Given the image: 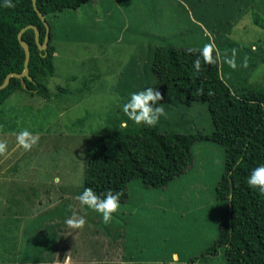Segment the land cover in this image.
Instances as JSON below:
<instances>
[{"label": "rangeland", "instance_id": "obj_1", "mask_svg": "<svg viewBox=\"0 0 264 264\" xmlns=\"http://www.w3.org/2000/svg\"><path fill=\"white\" fill-rule=\"evenodd\" d=\"M88 2L77 9L63 10L52 20L55 38L60 43L53 39L56 72L48 80L51 96L18 91L0 108L1 114L6 113V121L10 118L16 123L14 129L6 125L5 131L0 125V140L7 142L5 151L0 152V264H30L37 256L56 257L62 251L72 254L74 249H88L87 227L72 229L65 224L66 218L77 213L78 208H67L57 202L53 192L49 209L42 211L39 202L48 198L44 192L50 189L57 173L64 178L63 189L78 195L88 148L97 136L117 125L114 120L123 114L122 105L129 98L130 92L126 86L122 89L124 80L119 81V73L123 71L125 78H130L125 65L134 54L141 57L138 63L145 65L138 51L147 45L149 38L157 40L154 49L163 42L188 46L191 36L198 41L197 37L204 33L212 35L216 21L221 38L227 36L248 46L259 44L264 52V0ZM142 26L145 34L140 32ZM135 27L138 39L133 44L130 37L136 35ZM117 35L124 37L119 44L113 43ZM151 74L155 84V75ZM146 76V68L143 78L136 75L138 79L133 84L136 91L144 88ZM248 80L255 83L264 80V62ZM59 84L67 91L59 89ZM186 102L177 105L180 113L177 117L170 115L172 106L166 108V117L171 118L161 122L159 130L212 132L214 125L207 101ZM25 128L37 137L27 149L17 139V133ZM192 150L193 164L166 186L149 189L138 177L127 183V202L135 207L131 211V224L135 226L132 233H138L127 246V255L144 260L142 264H171L167 255L169 249L175 248L185 259V262L174 259L175 264H227L222 247L207 256L211 261L204 257H197L195 263L191 261L192 256L203 252L216 239L226 205L217 196V184L225 168L224 146L212 139H202L193 144ZM157 209L166 210V214L162 216ZM57 213L62 215L56 216ZM56 231L61 232V239ZM39 234H44L52 246L40 250L45 245L37 243L41 239ZM121 241L119 237L115 243ZM32 249L34 255H26ZM113 249L111 246L108 250ZM36 261L32 264H48L53 259ZM91 263L96 264V259ZM119 263L122 264L108 258L101 264Z\"/></svg>", "mask_w": 264, "mask_h": 264}, {"label": "trees", "instance_id": "obj_2", "mask_svg": "<svg viewBox=\"0 0 264 264\" xmlns=\"http://www.w3.org/2000/svg\"><path fill=\"white\" fill-rule=\"evenodd\" d=\"M88 1L37 0L39 9L50 25L47 52L39 48L35 30L28 28L23 38L30 45L29 66L32 79L27 76H12L7 86L0 88V108L10 95L18 91L51 96L48 80L56 72L52 20L57 18L61 11L77 9ZM91 1L88 3L91 4ZM13 5L9 7L0 3V84L5 81L8 73L22 72L25 67V50L18 39L19 31L28 24L34 23L40 29L41 42L46 35V26L35 10L32 0H13ZM231 18L233 19L232 16ZM255 20L257 22V18ZM214 22L216 27L212 35L204 33L197 37L198 41L191 36L188 42L191 45L188 46L163 42L157 44L154 49L157 40L149 38L147 45H143L145 47H141L138 51L148 65L139 64L138 60L141 57H135L134 54L130 62L125 65L131 73L130 78H125L123 71L119 73V81L124 80L122 89L126 86L129 90L127 92L131 93L136 91L133 84L138 78H143L144 69L151 68L152 71L147 69L146 77L150 79L152 72L156 78L155 84L145 78L144 88L146 86L160 90L163 96L161 103H164L165 109L173 107L170 110L172 117L180 115L177 110L180 101L187 103L186 101L189 100H206L214 129L212 132L199 129L162 132L159 130V124L166 123L171 117L162 115L155 125H145L130 120L122 111L123 114L114 120L117 121V125L111 126L113 127L111 130L97 136L88 148L84 179L78 193L79 195L86 187L101 195L109 189L120 191L122 193L120 205L111 220L105 223L101 213L80 204L82 209L86 210L85 215L84 212L82 214L87 221V243L92 247L88 245V249L80 248L79 253H74V261L80 260L85 262L82 264H90L93 259L105 257L111 246H114L112 252L116 251V260L126 261V258H129L127 246L138 234L132 233V228L135 226L131 224V211L135 207L127 202L129 200L127 183L138 177L149 189L166 186L193 164V144L198 140L212 139L225 148V168L217 184V196L225 201L226 205L216 239L201 252L202 255L199 253L197 256H192L191 261L195 263L197 257L211 261L207 256L214 255L218 248L222 247L227 264H264V193H261L258 187L247 183L251 170L264 163V80H256V83L248 80L252 72L263 64L264 52L259 44L248 46L227 36L221 38L222 34H217L219 32L217 22ZM144 28V26L139 28L142 34L146 33ZM135 31L137 32V27L134 28L133 33ZM123 39V36L117 35L113 38V43L119 44ZM205 43L214 46L211 53L213 61L205 62L201 55L200 50ZM233 48L236 49L237 65L234 68L224 61L225 56L232 55ZM197 57L201 61L199 71L193 65ZM91 69L93 70V67L89 70ZM73 78L75 79L76 76L73 75ZM58 87L64 92L67 91L63 85L59 84ZM5 117L6 113H0V125L3 126V130H7L6 125L14 129L16 123L10 121V118L6 121ZM125 122L126 124H123ZM58 174H55L50 189L44 192L48 198L39 202L42 211L49 209L50 204H53L50 192H53L57 202L64 203L68 207L65 198H68L69 194L63 189L64 185L61 183L64 180L63 176ZM57 177L58 181L55 182ZM158 204L162 206V203ZM42 211L40 213H43ZM88 211L94 213L89 214ZM157 211L162 216L166 214L164 209ZM82 214L78 213V215ZM60 215L62 214H56V216ZM13 223L17 224L16 221ZM1 230H4V227ZM56 234L57 238L61 239V232L56 231ZM143 234L147 238L146 234ZM39 235L41 239L37 243L39 246L45 245L39 247L40 250L52 246L46 242L44 234ZM119 237L122 241L115 243ZM33 252L34 249L26 255L33 256ZM65 257L66 254L62 251L56 257L41 255L31 259L32 263H37L36 260L41 258L57 261L64 260ZM53 261L48 264H53ZM57 264L76 263L61 261Z\"/></svg>", "mask_w": 264, "mask_h": 264}, {"label": "clouds", "instance_id": "obj_3", "mask_svg": "<svg viewBox=\"0 0 264 264\" xmlns=\"http://www.w3.org/2000/svg\"><path fill=\"white\" fill-rule=\"evenodd\" d=\"M0 3H3L4 5H7L9 7L14 6L13 0H0ZM31 24H34V23H31ZM53 39H55L58 44L60 43L58 41V39L55 38V34L53 36ZM49 40H50V37H49ZM49 40H48V44H49ZM43 42H44V40H43ZM43 42H41V43H43ZM213 47H214L213 44L205 43L204 46L202 47V49L200 50L201 55H202L205 62L213 61L214 58L211 55ZM47 48H48V46H47ZM235 57H236V49L233 48L232 49V55L231 56H225L224 61L230 67L234 68L237 66ZM143 61L145 62V64H147L145 59H143ZM244 63L246 65V63H247L246 58L244 60ZM193 65L197 71L200 70L201 61H200L199 57L196 58V60L193 62ZM147 69L150 70L149 67ZM150 73H152V72H150ZM29 79H32V76ZM146 79H149V78L146 77ZM149 80H151L154 83V78L152 77L151 74H150ZM25 94L28 95L29 93L25 92ZM38 95H40V94H38ZM45 97H47V96H45ZM162 100H163V96H162V93L160 92V90L158 88L145 87L141 90L133 91L130 93L129 98L122 105V111L127 115V117L130 120H132L138 124L143 123L145 125H155L160 120V117L162 115H166V109L164 107V103H161ZM158 101H159V103H158ZM210 116H211V114H210ZM123 124H126V122ZM112 128L113 127H110V129H108V130H111ZM29 138H30L31 142H29ZM17 139H18V142L23 147H25L27 149V148L31 147L32 143L36 142L37 137L33 136V134L27 128H25V129H22L21 131H19L17 133ZM93 142H92V144H93ZM6 147H7V142L0 140V152L5 151ZM247 183L250 186L258 187L259 191L261 193H264V163L259 164L258 166L254 167L251 170L250 175L247 177ZM121 195H122V193L120 191H113L111 189L107 190L106 193L101 195V194H97L96 192H94L93 189L88 188V187H86L83 190V192H81L79 195H75L73 193H70L69 197L65 198L68 202L67 208H71V209L78 208V209H77V213L73 212L71 216L66 218L65 224L72 227V229H73V227H78L79 229H83V228L87 227L86 226L87 221H85L86 218L83 216V214L80 211V209H82V208L79 207V203H81L82 205H87L88 207L93 208L97 212L101 213L102 220L105 223H108L111 220L113 213L117 212V210L119 208ZM78 213H80L82 215H78ZM84 215H85V213H84ZM76 252L79 253V251H75V249H74L72 251V254L66 253L65 259L70 260V258H71V260H73L74 253H76ZM109 254H110L109 256L106 255L103 258H101V256L99 258H97L96 264H100L102 261L105 262L108 258L111 261H116V251H114V252L110 251ZM65 259L64 260H57L56 263H54V264H57L61 261L65 262ZM126 261H130V260H128V258H126ZM69 263H71V262H69ZM90 264H92V263H90Z\"/></svg>", "mask_w": 264, "mask_h": 264}, {"label": "water", "instance_id": "obj_4", "mask_svg": "<svg viewBox=\"0 0 264 264\" xmlns=\"http://www.w3.org/2000/svg\"><path fill=\"white\" fill-rule=\"evenodd\" d=\"M32 1H33V5H34L35 10L38 12V15L40 16L41 20L43 21V23L46 26V36L44 38V42L43 43L40 42V30H39L38 26L35 24H28L27 26L23 27L19 31L18 39L20 40V43L22 44V46L24 47V50H25V67H24V70L20 73L19 72H10L6 76L5 81L2 84H0V88H4L5 86H7V84L10 82V78L12 76H17V77L27 76V77L31 78L30 66H29L31 50H30L29 43L23 38V34L28 28H33L35 30V37H36V41L38 43L39 48L46 50V52H47L48 40L50 37V26H49V23H48L45 15L39 9V7L37 5V0H32Z\"/></svg>", "mask_w": 264, "mask_h": 264}, {"label": "crops", "instance_id": "obj_5", "mask_svg": "<svg viewBox=\"0 0 264 264\" xmlns=\"http://www.w3.org/2000/svg\"><path fill=\"white\" fill-rule=\"evenodd\" d=\"M137 39H138V32H136V35L132 39L130 38V41L132 43H136L137 42ZM144 52H146V51H144ZM167 258L169 260H171V264H175L174 263V259H177V261H179V262H185L184 257H182L181 254L178 251H176V250L169 251V253L167 255ZM70 260H71V258H70ZM128 260H130V261H121V262H122V264H126V263L127 264H130L131 262L135 261V262H140L139 264H142L143 261H144L142 259H138V258H135V257H129ZM70 262H73V263H76V264H82V263H80V261L71 260Z\"/></svg>", "mask_w": 264, "mask_h": 264}]
</instances>
